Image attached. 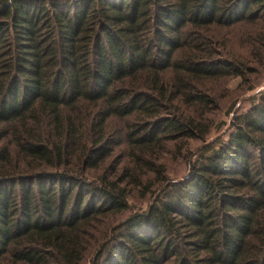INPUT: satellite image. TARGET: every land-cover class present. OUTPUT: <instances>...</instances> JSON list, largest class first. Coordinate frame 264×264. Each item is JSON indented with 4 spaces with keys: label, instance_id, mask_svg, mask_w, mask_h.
Here are the masks:
<instances>
[{
    "label": "trees",
    "instance_id": "trees-1",
    "mask_svg": "<svg viewBox=\"0 0 264 264\" xmlns=\"http://www.w3.org/2000/svg\"><path fill=\"white\" fill-rule=\"evenodd\" d=\"M262 68L264 0H0V264H264V90L163 162Z\"/></svg>",
    "mask_w": 264,
    "mask_h": 264
},
{
    "label": "rangeland",
    "instance_id": "rangeland-1",
    "mask_svg": "<svg viewBox=\"0 0 264 264\" xmlns=\"http://www.w3.org/2000/svg\"><path fill=\"white\" fill-rule=\"evenodd\" d=\"M211 87L220 104L219 110L213 114L211 131L204 142L191 141L187 153H185L186 148H184L181 155H178L175 148L171 146L170 150L164 154L163 162L166 164L167 174L171 178H181L186 175L190 160L206 153V146L210 150L216 142L218 143L226 137L236 116L248 109L253 98L264 90V68L259 73L248 76L246 81L239 76L230 77L211 84ZM116 152L119 153L118 149H116ZM149 203L150 195L142 196L138 189H135L129 198V204L133 211L145 210L148 208Z\"/></svg>",
    "mask_w": 264,
    "mask_h": 264
}]
</instances>
